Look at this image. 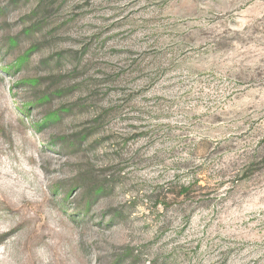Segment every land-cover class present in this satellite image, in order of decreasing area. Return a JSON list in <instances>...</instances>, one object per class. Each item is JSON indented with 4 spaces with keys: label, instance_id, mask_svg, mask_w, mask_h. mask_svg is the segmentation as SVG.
<instances>
[{
    "label": "rangeland",
    "instance_id": "374dc122",
    "mask_svg": "<svg viewBox=\"0 0 264 264\" xmlns=\"http://www.w3.org/2000/svg\"><path fill=\"white\" fill-rule=\"evenodd\" d=\"M0 264H264V0H0Z\"/></svg>",
    "mask_w": 264,
    "mask_h": 264
},
{
    "label": "trees",
    "instance_id": "16d2710c",
    "mask_svg": "<svg viewBox=\"0 0 264 264\" xmlns=\"http://www.w3.org/2000/svg\"><path fill=\"white\" fill-rule=\"evenodd\" d=\"M26 61H27L26 59H23V60L19 61V62L17 63V65H18V66H21V65H22L23 63H25ZM46 101H47V100H45L44 102H46ZM42 103H43V102H42ZM58 112H59V111H53L50 115H48V116L45 118L46 122L51 121V117H52V118H56ZM81 138H85V137H82V136H81ZM62 142H64L63 144H64L65 147L70 148V149L75 148V146H76V141L73 140V139H71V140L64 139ZM183 188H184V189H183L182 193H183V194H186V193L188 192V187H183ZM102 189H103V188H102L100 185H97L96 188L93 189V193H91V194L98 195V194L102 191Z\"/></svg>",
    "mask_w": 264,
    "mask_h": 264
}]
</instances>
